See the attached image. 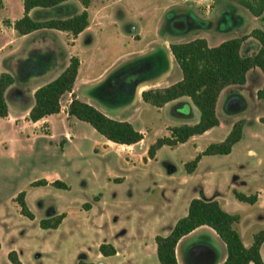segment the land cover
<instances>
[{"label": "rangeland", "instance_id": "374dc122", "mask_svg": "<svg viewBox=\"0 0 264 264\" xmlns=\"http://www.w3.org/2000/svg\"><path fill=\"white\" fill-rule=\"evenodd\" d=\"M241 1L207 0L192 7L185 0H93L87 9L91 26L77 39L55 29L32 35L30 40L42 37L53 43L64 62L72 55L82 59L77 82L81 99L92 95L98 107L129 121L145 137L134 147L107 143L90 123L67 114L66 104L75 93L62 98L60 113L32 122L23 115L35 101L30 95L33 78L15 76L7 97L10 114L0 117V264H11L12 250L24 264H79L81 259L101 264L107 258L100 245L121 240L126 230V239L134 241L131 250L144 257L150 253L144 254L135 239L147 238L154 226L170 234L168 229L193 198L218 200L226 211L239 214L236 228L246 240L264 228V99L258 96L264 87L262 69L248 73L247 85H231L220 95L218 126L184 143L160 147L155 158L148 156L150 147L161 137H171L172 126L197 123L198 107L190 97V108L180 106L184 101L156 107L142 99L125 107L136 100L139 90L181 80L183 73L170 53L171 43L204 37L210 46H217L246 37L242 53H257L261 45L251 34L264 30V13L254 16ZM84 9L79 0H68L51 8H35L30 16L67 18ZM23 15V0H0V28L7 27L4 20L16 21ZM9 37L10 33L1 34L0 43ZM160 48L172 56L168 60L171 72L136 87L165 65ZM152 49L148 55H139ZM44 54H36L39 70L52 59L48 52ZM7 65L0 61V72ZM106 72L102 81L94 82ZM16 88L25 93V101L13 105ZM240 120L245 121L243 135L232 152L203 156L190 174L186 163L211 143L223 142ZM42 180L46 183L36 185ZM56 181L68 187L57 186ZM234 190L257 194L260 201L254 206L240 201ZM22 192L34 219L20 212L17 197ZM64 212L67 216L58 228L40 226L42 219ZM157 255L147 264H161ZM181 261L192 262L184 243Z\"/></svg>", "mask_w": 264, "mask_h": 264}, {"label": "trees", "instance_id": "16d2710c", "mask_svg": "<svg viewBox=\"0 0 264 264\" xmlns=\"http://www.w3.org/2000/svg\"><path fill=\"white\" fill-rule=\"evenodd\" d=\"M68 0H23L24 15L14 21L5 20L7 25H13L18 35H27L37 30L55 29L69 32L77 37L90 25L88 8L93 0H79L85 9L67 18H52L38 20L30 16L35 8H51ZM241 3L254 16L264 13V0H242ZM251 36L260 42V49L252 55L242 53V45L246 37H235L223 41L217 46H210L204 37H198L186 42L170 44L171 52L183 76L181 80L165 87H152L142 92L143 101L163 107L170 101L187 96L192 99L200 111V120L195 124H182L170 128L171 137H161L153 144L148 156L155 158L156 151L164 145H177L184 143L191 137L201 135L209 129L218 126L220 120L217 116V103L221 92L230 85H245L248 72L255 68L264 71V30L255 29ZM161 56L166 61L159 73L168 68V59L164 50L159 49ZM81 61L78 56H73L69 65L54 80L39 87L35 92V103L31 108L28 119L37 122L50 115L60 113L61 100L66 93L73 91L79 73ZM151 77V76H150ZM15 77L9 72L0 74V117L9 114L6 92L14 84ZM259 98L264 99V87L258 91ZM68 114L79 120L90 123L101 135L109 141L122 145H133L144 139V134L136 129L132 123L109 117L94 105L79 98H73L68 107ZM244 120L234 124L233 129L223 142L211 143L193 160L186 163V169L192 173L198 167L203 156L225 155L232 152L234 145L243 135ZM42 180L36 183L45 184ZM57 186L68 187L64 182H54ZM235 197L243 202L254 204L258 200L257 194L247 195L234 190ZM21 214L30 219L35 215L26 201V193L22 192L17 197ZM88 209L91 204H86ZM67 214L61 213L51 218L40 221V226L45 229L58 228ZM241 220L239 214L226 211L218 200H204L193 198L189 204L188 214L180 218L170 234L156 236L157 254L161 264H179L176 255L178 242L187 234L202 225L213 228L227 246V257L222 264H264L261 247L264 243V228L254 234L251 246L244 245L241 234L236 228ZM100 252L103 256H112L117 253L111 243H102ZM11 264H24L16 250L8 254ZM79 264H94L81 259Z\"/></svg>", "mask_w": 264, "mask_h": 264}, {"label": "crops", "instance_id": "0c3cea01", "mask_svg": "<svg viewBox=\"0 0 264 264\" xmlns=\"http://www.w3.org/2000/svg\"><path fill=\"white\" fill-rule=\"evenodd\" d=\"M185 1H186V3H189L192 7H194V6L200 7L203 4H205L207 0H185ZM4 8H5V3H4L3 10H4ZM89 19H90V17H89ZM10 21L12 24L14 23V21H12V20H10ZM4 22H5V20H4ZM6 26H7L6 28L5 27L0 28V35L10 33V37L6 41H3L0 43V61L3 62V65H4V62H6L8 64L7 65L8 67L5 68L4 71H1L0 74L3 72H9L14 77L17 75L22 76L24 78V80H28L29 78H33L32 82L34 85L32 87L30 95L34 96L36 90L39 87H41V86L49 83L50 81L54 80L65 70V68L70 63V61H68V59L71 60L73 55L68 57L67 60L64 62L62 59V52L58 51L53 43L47 42L48 39H46V38L44 39L42 37L41 38L35 37V38H33V40H30V38L32 37V35H34V33L36 31L29 33L27 35L20 36V35H18L16 30L14 29L13 25H7L6 24ZM89 26H91V25H89ZM37 31H39V30H37ZM80 35H81V33L77 37H79ZM77 37H76V39H77ZM75 43H76V40H75ZM152 51H155V49L154 50L152 49L149 52H144L143 54H139V55L145 56V55H148L149 53H151ZM46 52H48L47 55H49L50 57L52 56V59L49 62V64L47 63L48 64L47 67H45L43 70H39L40 68H38V67L36 68V65H37L36 63H38V59H39V57H38V59L36 58V54L38 56L40 55L41 57H43L45 55L44 53H46ZM170 53L172 54V52H170ZM171 54H169V56H166V57H168L167 59L169 61H170V59L172 60ZM34 56H35V59L33 58ZM80 61H81V65H80V69H79V73H78V76L76 79L74 89L72 92L69 93L70 95L75 93L74 98H79V99H81V97L79 96L80 92L79 93L77 92L78 91L77 82H78V79L80 78V73L82 71L83 60L80 59ZM170 67H171V62H170ZM255 69L258 70L259 68H255ZM171 70L172 69L169 70V67H168L166 69V71H163V73H159L157 75L155 74L154 76H151V77H148V78L142 80L141 82L138 83V86H139V84L141 85V83L143 84V82H146V81H151V80L154 81L157 79H161L162 77H166V75H168L171 72ZM253 70L254 69L250 70L248 73H251V71H253ZM106 75H107V72L104 75H100L94 82L98 83V82L102 81ZM248 82H249V80L247 79V82L245 85H247ZM169 85H171V84H167L164 86H155V87H165V86H169ZM14 86H15V82H14V84H12V86H10L8 88V90L6 92V99L8 97L9 89H11ZM225 89L221 92V94L225 91ZM144 90H146V89H142V90L137 91L136 100L128 101V103H127V105H125V107L133 105L135 103V101L142 99V92ZM34 98H35V96H34ZM11 99L14 102L13 105L14 104L15 105L20 104L23 101H25V93L23 91L19 90L18 88H16V92H15L13 98H11ZM72 100H73V98L68 100V102L66 104L67 114H68L69 104L71 103ZM83 101H86V102L94 105L96 108H98L99 110H101L102 112H104L105 114H107L111 118L123 120V119L119 118L117 116V114L113 115L112 113H110V111H106V110L98 107L97 104L95 103V101H97V99H95L92 95H88L87 97H85L83 99ZM182 101H184L185 105H180L181 107H184V106H186L187 108L191 107V102H190V100L187 99V96L175 99L173 101L168 102L167 104L178 105ZM34 103H35V101L33 103L32 102L29 103V105L27 106L26 113L23 115V117L28 118L29 112H30L31 108L33 107ZM61 104H62V100H61ZM167 104H165V105H167ZM8 107H9V114H10V105L9 104H8ZM62 110H63V105H62L61 111ZM15 117L17 118V116H15ZM43 119H46V117ZM139 131H141V130H139ZM144 137H145V134H144ZM193 137H195V136H193ZM109 142H112V141H109L107 139V143H109ZM116 144H118V143H116ZM137 144L126 145V146L134 147ZM119 145H122V144H119ZM251 153H253V151H251ZM194 172H192L190 174H193ZM204 200H208V199H204ZM190 201H189V204H190ZM259 201H260V197L258 196V200L256 201V203L251 204V205L254 206L257 203H259ZM188 210H189V205L184 208L182 215H180V217H177L176 220L174 221L173 225L170 226V229H168L170 233L173 230L176 222L180 218H182L188 214ZM237 230L241 234L244 245L247 247L251 246L253 243V240H254V234L257 233V231L252 233V237L250 239L246 240L244 238L242 232L239 229H237ZM126 231H127L126 235L124 232V234L121 236V240L117 239V241H113L111 243L115 246L117 253L115 255H112V256H104L105 258H107V260L101 262V264H147L148 259L150 258V259L154 260L155 254L157 253L156 236L157 235L166 236V233H162L158 229L157 226H154L153 229L149 232V235L147 236V238L146 237L145 238L144 237L136 238L135 241L141 247L142 252L144 251L147 253V251H149V253H150L148 255L147 254L144 255V257H138V255L134 251H132L130 248L131 245L134 243V241L133 240L130 241V240L126 239L127 234H128V230H126ZM183 243L185 245L186 252L189 253V256L191 257V260H192L191 264H222L227 257V253H225V248L227 249L225 242L222 240L220 235L213 228H211L208 225H202V226L196 228L191 233L185 235L178 242L177 247H176V255H177L179 264H182L181 248H182ZM263 247H264V243L261 247L262 257L264 259ZM218 250H221L220 256H219ZM147 256H148V258H147ZM109 258H116V259H115V261H112V260H108ZM204 259H206V260H204ZM92 263L96 264L95 262H92ZM148 263H150V261H148ZM152 264H156V263L153 262Z\"/></svg>", "mask_w": 264, "mask_h": 264}, {"label": "water", "instance_id": "95a60500", "mask_svg": "<svg viewBox=\"0 0 264 264\" xmlns=\"http://www.w3.org/2000/svg\"><path fill=\"white\" fill-rule=\"evenodd\" d=\"M136 87H138V84L136 85Z\"/></svg>", "mask_w": 264, "mask_h": 264}, {"label": "bare ground", "instance_id": "6f19581e", "mask_svg": "<svg viewBox=\"0 0 264 264\" xmlns=\"http://www.w3.org/2000/svg\"><path fill=\"white\" fill-rule=\"evenodd\" d=\"M145 86V85H144ZM141 87V86H140ZM140 93V92H139ZM141 94V93H140Z\"/></svg>", "mask_w": 264, "mask_h": 264}]
</instances>
